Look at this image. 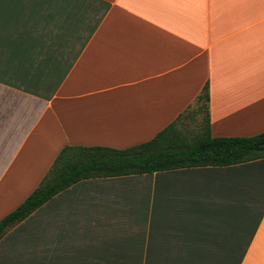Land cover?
<instances>
[{"label": "crops", "instance_id": "1", "mask_svg": "<svg viewBox=\"0 0 264 264\" xmlns=\"http://www.w3.org/2000/svg\"><path fill=\"white\" fill-rule=\"evenodd\" d=\"M264 131V0H0V220L67 145L128 148L197 105ZM0 264H264V158L81 180Z\"/></svg>", "mask_w": 264, "mask_h": 264}, {"label": "trees", "instance_id": "2", "mask_svg": "<svg viewBox=\"0 0 264 264\" xmlns=\"http://www.w3.org/2000/svg\"><path fill=\"white\" fill-rule=\"evenodd\" d=\"M208 105L209 86L205 85L197 107L181 114L149 141L124 149L65 146L40 184L0 220V240L44 203L84 179L232 165L264 158V131L253 136H212ZM198 113H203V119L197 128L188 129L185 124L189 119H195Z\"/></svg>", "mask_w": 264, "mask_h": 264}, {"label": "rangeland", "instance_id": "3", "mask_svg": "<svg viewBox=\"0 0 264 264\" xmlns=\"http://www.w3.org/2000/svg\"><path fill=\"white\" fill-rule=\"evenodd\" d=\"M196 107L197 105H194L193 109H195ZM201 119H203V113H198L195 119H189L185 125L189 126L188 129H193L195 127L197 128L198 124L201 122ZM187 126H186V129H187Z\"/></svg>", "mask_w": 264, "mask_h": 264}]
</instances>
